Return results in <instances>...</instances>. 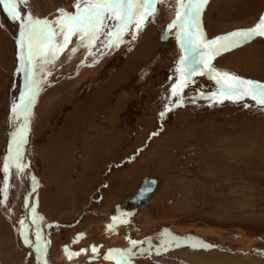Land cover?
<instances>
[{
    "label": "rangeland",
    "instance_id": "obj_1",
    "mask_svg": "<svg viewBox=\"0 0 264 264\" xmlns=\"http://www.w3.org/2000/svg\"><path fill=\"white\" fill-rule=\"evenodd\" d=\"M75 2L28 0L20 9L24 17L52 20L61 8L74 12ZM176 8L177 0H164L140 31L130 29L111 47L103 46L102 36L91 54L74 36L37 72L40 87L27 121L12 111L7 129L16 138L28 124L31 135L23 147L35 191H28L19 171L22 200L19 185L4 197L6 172L0 166L6 203H0V264H8V241L15 254L10 264H264V105L251 97L214 99L219 86L207 72L193 75L182 95H172L179 59L191 54L169 28ZM261 17L264 0H208L201 31L211 41L255 27ZM12 23L15 29L0 6L6 62L0 104L10 91L19 105L29 76L17 56L21 22ZM163 30L173 33L167 43ZM212 66L264 85V37L222 51ZM102 89L109 91L95 102ZM80 104L86 111L68 130ZM146 177L158 179L157 190L142 207L118 215L116 205L132 197ZM113 217L123 222L114 224ZM38 232L48 242L43 258ZM133 240L143 243L133 247ZM65 249L79 255L69 259ZM117 250L128 259L121 260Z\"/></svg>",
    "mask_w": 264,
    "mask_h": 264
},
{
    "label": "snow or ice",
    "instance_id": "obj_2",
    "mask_svg": "<svg viewBox=\"0 0 264 264\" xmlns=\"http://www.w3.org/2000/svg\"><path fill=\"white\" fill-rule=\"evenodd\" d=\"M27 3L28 0H0V6H3L8 16L21 22L18 59L21 71L29 76V82L26 85L25 95L21 97V104L15 105L13 112L23 113L25 121L40 87V80L36 78L37 72H44L47 66L67 48L72 37H77L81 47L89 49V54L97 42L101 41L102 36L107 37L102 41L103 46H118L130 29L140 31L149 17L156 14L157 4L164 3V0H76L74 12L70 13L61 8L59 16L52 20L35 17L34 14L22 16L20 6ZM207 3L208 0H177L176 16L169 28L177 30L175 34L181 49L186 53L190 51L191 54L181 56L179 59L177 68L179 79L172 87V95H182L183 88L193 82L191 80L193 75L197 73L203 75L207 72L219 86L218 91L212 94L214 99L223 97L239 100L251 97L260 105H264V85L228 72H220L212 66L215 55L222 51L239 46L252 37H264V17H261L255 27L234 31L208 41L200 25V16ZM71 51L75 52L78 49L73 48ZM27 131L26 123L18 129L14 140L16 145L14 153L4 167L6 173L10 166L23 171L21 161ZM113 222L115 224L123 220L121 217H113ZM112 227L113 225H109L110 230ZM36 239L43 258L48 242L39 232ZM25 242H29L27 237ZM138 243L143 242L131 241L133 247ZM164 243L167 245L170 241L166 240ZM200 246L207 247V245ZM65 251L69 253V259L79 255V253H70L68 249ZM92 251L96 252L97 249L93 247ZM117 255L121 260L128 259V253L125 251L117 250ZM43 264L48 262L44 260Z\"/></svg>",
    "mask_w": 264,
    "mask_h": 264
},
{
    "label": "bare ground",
    "instance_id": "obj_3",
    "mask_svg": "<svg viewBox=\"0 0 264 264\" xmlns=\"http://www.w3.org/2000/svg\"><path fill=\"white\" fill-rule=\"evenodd\" d=\"M8 18H9V24L11 25V27L12 28H14L15 29V27L13 26V23H12V20L13 19H11L9 16H8ZM17 30H19V29H17ZM149 36H150V34H149ZM149 40V39H148ZM148 41H147V39H145L144 40V43L146 44ZM168 42V41H167ZM166 42V43H167ZM143 43V44H144ZM17 49H18V51H17V56H18V58H19V44H17ZM2 50H3V45H2V42L0 41V86H1V82H3V68H5V61H4V59H3V57H2ZM127 68V66L124 68V69H126ZM112 86V85H111ZM107 88V87H106ZM106 91H109V89H102V90H100V91H98L97 93H96V97H94V100H96L95 102H97L100 98H101V96H102V94L104 93V92H106ZM96 98V99H95ZM17 99H15V95L11 92L10 93V91H9V96H8V98H7V100H5L2 104H0V132L3 134V137L0 139V146H1V150H2V154H3V156H4V160H3V162H1L0 164V166L2 167V164L3 165H5L6 164V162H8L9 161V159H10V157L12 156V154L14 153V150H15V143H14V140H15V137H14V135L13 134H8V132H7V129H8V126L10 127V126H12V124L13 123H10L11 122V120H10V118L8 119V115H13L12 114V111H13V107H14V102L16 101ZM17 102V101H16ZM15 102V103H16ZM86 102V101H85ZM91 101H88V102H86V105H90L91 103H90ZM90 103V104H89ZM93 103H94V101H93ZM9 110H11L10 112H9ZM86 111V106H85V104H80V105H78L77 107H76V109H75V111L69 116V121H68V123H67V129L69 130V127L71 128V125H72V121H73V119L75 118V116L76 115H83L84 114V112ZM12 118V117H11ZM9 120L7 123L8 124H6V120ZM28 125V124H27ZM5 127H6V129H5ZM10 130V129H9ZM27 134L29 135H31V133L28 131L27 132ZM29 140H31V139H29ZM26 142H27V138H26ZM25 145V144H24ZM26 149H25V147H23V159H22V161H21V164H22V166H23V177H22V180H24V178H25V175H26V181H28V187H29V189H28V191H30L31 190V192H33V191H35V186L34 185H32L33 183L31 182V179L32 178H34V176L32 177V172H31V170H32V167H31V165L29 164V161H28V159L26 158V155H29V153H27V151H25ZM19 171H21L20 169H18V168H16L15 166H10V168H9V171L6 173V183H5V185H4V197L6 196L7 197V195L8 194H11V189H12V187H13V189L14 188H16V187H18V185H19V198H20V195L22 196V194L24 193V191H23V187H25V183L23 182V181H21V175H20V172ZM32 177V178H31ZM19 180H20V184H18L19 183ZM2 180H1V178H0V183H2L1 182ZM14 185V186H13ZM141 185V184H140ZM158 185H159V183H158ZM158 185H157V187H156V189H155V191L157 190V188H158ZM3 188V186H2V184H0V189H2ZM138 190V189H137ZM2 191V192H3ZM154 191V192H155ZM154 192L152 193V194H154ZM47 194H48V192H47ZM47 194H46V196L44 195V202L46 203V202H48V197H47ZM152 194H150L149 196H148V198L152 195ZM36 195V194H35ZM10 196V195H9ZM37 196V195H36ZM23 197V196H22ZM22 197L20 198L21 200H22ZM53 197V196H52ZM148 198L145 200V201H143L141 204H139V207H142L144 204H145V202L148 200ZM24 199V198H23ZM29 202V201H28ZM127 202V200H125L124 201V203H126ZM0 203L1 204H4L5 203V200H4V198H1V193H0ZM6 204V203H5ZM27 204L30 206V207H28L27 206ZM27 204H25V206L27 207V208H35L34 206H32L30 203H27ZM36 206V205H35ZM132 206H134V205H132ZM25 212V211H24ZM40 215V214H39ZM37 217H38V219H40V217L37 215ZM20 220H22V218L20 219ZM9 230V229H8ZM24 232V231H23ZM3 241V240H2ZM8 241V240H7ZM4 242V241H3ZM1 244V243H0ZM16 244V243H15ZM2 245V244H1ZM7 247H8V249H7V247H6V251L5 252H7L8 253V255L7 256H9V257H7V263L8 264H10L11 263V258L10 257H12V256H14L15 254H14V251L11 249V247L9 248V246L11 245V242H7ZM12 246H14V245H12ZM17 246V245H16ZM5 250V249H4ZM16 254H18V253H16ZM21 254V253H20ZM113 258H115L114 257V255H111ZM116 259V258H115ZM59 260H61V259H59ZM64 260V259H63ZM67 260V259H66ZM60 263V262H59ZM61 263H63V262H61ZM63 264H66V263H63ZM127 264H128V262H127Z\"/></svg>",
    "mask_w": 264,
    "mask_h": 264
},
{
    "label": "water",
    "instance_id": "obj_4",
    "mask_svg": "<svg viewBox=\"0 0 264 264\" xmlns=\"http://www.w3.org/2000/svg\"><path fill=\"white\" fill-rule=\"evenodd\" d=\"M157 185H158L157 178L155 177L145 178L141 183L140 187L138 188V190L136 191V193L133 195V197L127 199L126 203L117 206L119 210L118 212L120 213V211L123 208H137L139 204L145 201L148 198V196L155 191Z\"/></svg>",
    "mask_w": 264,
    "mask_h": 264
}]
</instances>
